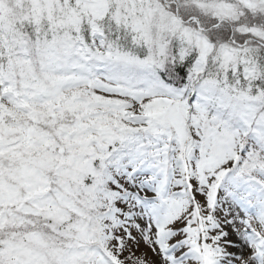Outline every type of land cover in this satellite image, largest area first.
I'll return each instance as SVG.
<instances>
[{
	"label": "snow or ice",
	"instance_id": "1",
	"mask_svg": "<svg viewBox=\"0 0 264 264\" xmlns=\"http://www.w3.org/2000/svg\"><path fill=\"white\" fill-rule=\"evenodd\" d=\"M0 264H264V0H0Z\"/></svg>",
	"mask_w": 264,
	"mask_h": 264
}]
</instances>
